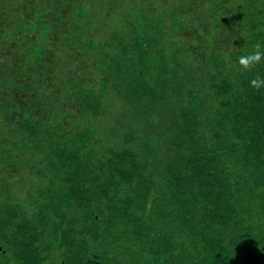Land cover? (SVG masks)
I'll use <instances>...</instances> for the list:
<instances>
[{
	"label": "trees",
	"instance_id": "16d2710c",
	"mask_svg": "<svg viewBox=\"0 0 264 264\" xmlns=\"http://www.w3.org/2000/svg\"><path fill=\"white\" fill-rule=\"evenodd\" d=\"M264 0H0V264H264Z\"/></svg>",
	"mask_w": 264,
	"mask_h": 264
},
{
	"label": "clouds",
	"instance_id": "9594fccd",
	"mask_svg": "<svg viewBox=\"0 0 264 264\" xmlns=\"http://www.w3.org/2000/svg\"><path fill=\"white\" fill-rule=\"evenodd\" d=\"M262 60H264V50H262L261 44L257 43L252 52L238 58V64L242 72H247L260 65ZM250 86L257 91L264 89V77L256 76L251 79Z\"/></svg>",
	"mask_w": 264,
	"mask_h": 264
}]
</instances>
